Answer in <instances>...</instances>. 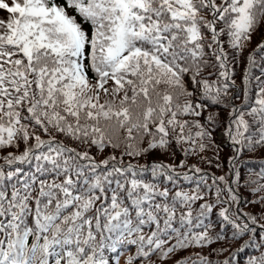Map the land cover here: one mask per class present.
I'll return each mask as SVG.
<instances>
[{
  "label": "snow or ice",
  "instance_id": "1",
  "mask_svg": "<svg viewBox=\"0 0 264 264\" xmlns=\"http://www.w3.org/2000/svg\"><path fill=\"white\" fill-rule=\"evenodd\" d=\"M252 159L264 0H0V264H264Z\"/></svg>",
  "mask_w": 264,
  "mask_h": 264
},
{
  "label": "trees",
  "instance_id": "2",
  "mask_svg": "<svg viewBox=\"0 0 264 264\" xmlns=\"http://www.w3.org/2000/svg\"><path fill=\"white\" fill-rule=\"evenodd\" d=\"M256 40H258V39L256 38ZM237 82L239 83V79L237 80ZM230 151H231V149L228 146H225L224 147V152L222 153V155L226 156ZM257 155H259V154H257ZM156 158H158V159H166V157L160 156L158 153L155 154L154 157H150V159H156ZM192 162L194 163L195 161H192ZM201 166L205 167L204 165H201ZM217 173H219V172H217Z\"/></svg>",
  "mask_w": 264,
  "mask_h": 264
}]
</instances>
